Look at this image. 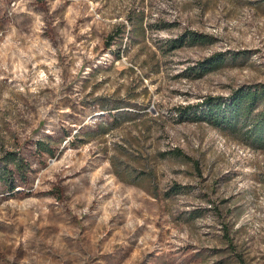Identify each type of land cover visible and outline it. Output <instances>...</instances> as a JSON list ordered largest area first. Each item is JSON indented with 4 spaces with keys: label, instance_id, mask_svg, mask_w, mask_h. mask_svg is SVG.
<instances>
[{
    "label": "rangeland",
    "instance_id": "obj_1",
    "mask_svg": "<svg viewBox=\"0 0 264 264\" xmlns=\"http://www.w3.org/2000/svg\"><path fill=\"white\" fill-rule=\"evenodd\" d=\"M252 83L264 0H0V264H264V149L176 114Z\"/></svg>",
    "mask_w": 264,
    "mask_h": 264
},
{
    "label": "trees",
    "instance_id": "obj_2",
    "mask_svg": "<svg viewBox=\"0 0 264 264\" xmlns=\"http://www.w3.org/2000/svg\"><path fill=\"white\" fill-rule=\"evenodd\" d=\"M37 1L44 2L45 0ZM186 37L194 45L212 43L211 37L201 33H190ZM237 56L238 53H234L233 57L218 54L207 59L200 68L203 73H209ZM117 108L115 107V109ZM176 112L180 122H206L251 148L264 149V83L241 85L234 88L228 97L207 96L199 103L178 107ZM107 132L108 129L103 131V133ZM90 134L85 133V135ZM44 142L37 143L39 150L54 156L55 150L45 145ZM177 153L182 155V151L177 150ZM4 158L6 162L0 170V180L6 183L12 179L11 175L14 170L23 173L28 168L25 159L16 152H9ZM117 175L120 174L117 172ZM123 180L126 181V179ZM134 184L140 186L137 182ZM15 186L13 181L10 182L9 190L13 191ZM182 190V186L174 185L172 187L175 194L181 193ZM169 194L167 193V195Z\"/></svg>",
    "mask_w": 264,
    "mask_h": 264
}]
</instances>
